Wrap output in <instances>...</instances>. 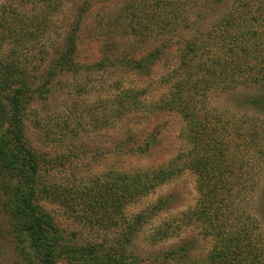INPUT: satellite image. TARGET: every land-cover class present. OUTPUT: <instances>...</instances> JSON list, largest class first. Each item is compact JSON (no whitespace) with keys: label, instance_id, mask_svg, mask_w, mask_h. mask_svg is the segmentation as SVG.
<instances>
[{"label":"trees","instance_id":"1","mask_svg":"<svg viewBox=\"0 0 264 264\" xmlns=\"http://www.w3.org/2000/svg\"><path fill=\"white\" fill-rule=\"evenodd\" d=\"M73 2L33 0L43 5L45 19L71 3V20L63 23L60 41L47 54L37 75L11 64L4 66L0 76V202L18 241L19 254L27 264H136L127 246L150 213L168 207L170 194L135 214L131 223L126 222L117 253L102 249L105 247L96 242H69L38 200L51 195L71 202L74 198L68 197L73 193L41 177L44 157L28 141L25 116L32 104L49 96L53 83L62 76L89 75L120 65L133 73L147 74L176 35L180 39L177 62L164 75L166 90L156 103L157 109L174 110L186 119L190 145L178 156L184 160L174 158L156 168L108 172L76 190V196L86 194L93 203V225L115 224V216L124 215L128 204L188 167L196 174L199 194L194 219L202 224L203 235L211 237L212 244L200 260L191 256L192 240L181 238L161 250L162 264H264V230L244 207L246 195L255 190L256 169L264 163V0H232L207 26L200 25L205 15L218 9L224 0L127 1L123 12L119 9L92 20V38L104 40L101 56L93 62L80 60L78 53L91 3ZM142 30L166 31L171 36L141 56L119 55L120 37L135 36L139 31L144 34ZM183 31L191 32L184 35ZM219 87L254 91L236 96L231 110L212 108L209 89ZM146 95V90L137 85L118 86L103 111L107 110L113 120L139 111L148 106ZM149 137L140 148L155 142V136L153 140ZM135 141L131 138V143ZM121 142L128 147L129 137ZM262 203L264 208V191ZM176 228L171 224L157 228L153 241L168 238Z\"/></svg>","mask_w":264,"mask_h":264},{"label":"rangeland","instance_id":"2","mask_svg":"<svg viewBox=\"0 0 264 264\" xmlns=\"http://www.w3.org/2000/svg\"><path fill=\"white\" fill-rule=\"evenodd\" d=\"M72 1L75 5L80 3L79 0ZM127 1L130 3L132 0H90V14L80 35V60L93 62L101 56L104 40L103 37L99 40L92 38V20L119 9L123 12L122 7ZM231 2L224 0L218 9L209 11L200 25L207 26L213 22ZM70 5L63 11L51 12L45 19L43 5L34 4L33 0H0V76L4 66L11 64L29 74H38L47 54L54 51L60 41L63 23L71 20L73 5L71 9ZM143 19H148V16ZM99 29L104 35V30ZM143 32L120 37L119 55L141 56L171 36L166 31ZM183 32L187 35L191 31ZM169 44L159 62L149 67L147 74H136L120 65L108 66L89 75L62 76L53 83L49 96L32 104L25 116L28 141L44 157L41 177L46 183L73 193L68 197L74 198L71 202H63L51 195L38 200L69 242H96L105 247L102 249L117 253L121 251L120 241L126 222L131 223L135 214L170 194L172 198L168 207L150 213L145 223L135 231L133 243L127 246V253L135 256L136 264H162L159 260L161 250L181 238L192 240L191 256L200 260L205 258L212 244L211 237L203 235L202 224L194 219L199 194L196 174L188 167H183L141 199L128 204L123 210L124 215L115 216V224L93 225L91 218L96 215L93 203L86 194L76 196V190L84 188L96 177L103 178L108 172L156 168L174 158L176 161L184 160L178 156L184 154L190 145L186 138V119L174 110L157 109L156 103L166 90L164 75L176 65L180 39L173 35ZM128 85L146 90L148 106L113 120L107 110L103 111V105L118 86ZM209 90V106L228 110H231L236 96L254 91L246 87ZM245 110L249 114H257L252 109ZM151 134H154L155 142L152 141L146 149L140 148L144 147ZM126 136L130 141L128 147L121 142ZM153 136L149 139L153 140ZM133 137L135 143H131ZM256 171L255 190L246 195L244 207L256 216L264 230V163ZM166 224L178 227L168 238L153 241L157 228ZM10 228L9 217L0 202V264H27L18 252V241Z\"/></svg>","mask_w":264,"mask_h":264}]
</instances>
